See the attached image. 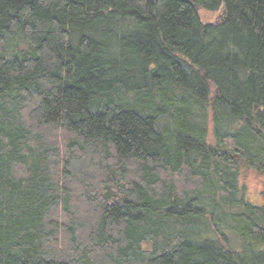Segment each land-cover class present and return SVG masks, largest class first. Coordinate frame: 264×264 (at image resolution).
I'll list each match as a JSON object with an SVG mask.
<instances>
[{
	"label": "trees",
	"instance_id": "trees-1",
	"mask_svg": "<svg viewBox=\"0 0 264 264\" xmlns=\"http://www.w3.org/2000/svg\"><path fill=\"white\" fill-rule=\"evenodd\" d=\"M251 171L264 0H0V264H264Z\"/></svg>",
	"mask_w": 264,
	"mask_h": 264
},
{
	"label": "rangeland",
	"instance_id": "rangeland-1",
	"mask_svg": "<svg viewBox=\"0 0 264 264\" xmlns=\"http://www.w3.org/2000/svg\"><path fill=\"white\" fill-rule=\"evenodd\" d=\"M223 7L216 11L201 10V18L205 21L216 22L223 15ZM240 187L245 191V197L250 203L264 205V177L256 175L254 172L244 173L240 179Z\"/></svg>",
	"mask_w": 264,
	"mask_h": 264
}]
</instances>
